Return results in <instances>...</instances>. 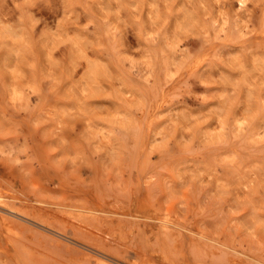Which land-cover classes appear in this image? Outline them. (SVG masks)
<instances>
[{"label":"rangeland","instance_id":"1","mask_svg":"<svg viewBox=\"0 0 264 264\" xmlns=\"http://www.w3.org/2000/svg\"><path fill=\"white\" fill-rule=\"evenodd\" d=\"M98 255L264 264V0H0V264Z\"/></svg>","mask_w":264,"mask_h":264},{"label":"bare ground","instance_id":"2","mask_svg":"<svg viewBox=\"0 0 264 264\" xmlns=\"http://www.w3.org/2000/svg\"><path fill=\"white\" fill-rule=\"evenodd\" d=\"M20 214V213H19ZM99 256V255H98ZM104 258H106L107 259V257H104ZM104 258H102V257H100L99 256V258H97V261L99 262V263H102V264H111L109 261H111L110 260V258H109V260L107 259H104ZM116 262V261H115ZM114 263V262H113ZM115 264V263H114ZM117 264V263H116Z\"/></svg>","mask_w":264,"mask_h":264}]
</instances>
